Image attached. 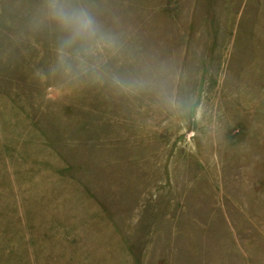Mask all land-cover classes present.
I'll return each instance as SVG.
<instances>
[{
    "label": "rangeland",
    "instance_id": "obj_1",
    "mask_svg": "<svg viewBox=\"0 0 264 264\" xmlns=\"http://www.w3.org/2000/svg\"><path fill=\"white\" fill-rule=\"evenodd\" d=\"M74 3L0 0V264H264V0Z\"/></svg>",
    "mask_w": 264,
    "mask_h": 264
},
{
    "label": "clouds",
    "instance_id": "obj_2",
    "mask_svg": "<svg viewBox=\"0 0 264 264\" xmlns=\"http://www.w3.org/2000/svg\"><path fill=\"white\" fill-rule=\"evenodd\" d=\"M47 14L65 34L61 43V54L75 48L85 54L98 48L113 47L114 40L89 11L74 0H47Z\"/></svg>",
    "mask_w": 264,
    "mask_h": 264
}]
</instances>
